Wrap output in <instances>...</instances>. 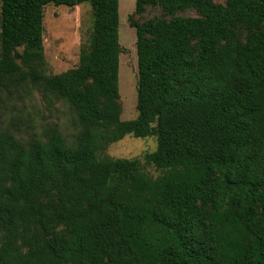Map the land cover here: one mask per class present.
<instances>
[{"label":"trees","instance_id":"obj_1","mask_svg":"<svg viewBox=\"0 0 264 264\" xmlns=\"http://www.w3.org/2000/svg\"><path fill=\"white\" fill-rule=\"evenodd\" d=\"M118 1L0 0V105L36 90L74 116L27 141L0 119V264H264V0H135L126 121ZM83 3L88 44L47 75L44 8ZM127 135L155 137L144 163L105 155Z\"/></svg>","mask_w":264,"mask_h":264},{"label":"rangeland","instance_id":"obj_2","mask_svg":"<svg viewBox=\"0 0 264 264\" xmlns=\"http://www.w3.org/2000/svg\"><path fill=\"white\" fill-rule=\"evenodd\" d=\"M135 0H119L118 41L122 48L119 55L118 92L122 121L137 116V56L135 30L128 18L134 12ZM217 3H223L218 1ZM91 9L88 3L69 8L46 6L43 20V55L47 75H56L77 66L80 52L88 44L91 26ZM193 10L176 16H195ZM163 17L159 8L147 7L144 15L134 20ZM1 127L8 129L18 139L27 141L40 134L45 126H58L66 136L74 133V116L62 101H48L36 90L15 96L0 105ZM156 148L155 137L134 138L130 135L109 145L105 155L114 159H138L143 162L146 154ZM152 177L159 173L152 166H145Z\"/></svg>","mask_w":264,"mask_h":264}]
</instances>
